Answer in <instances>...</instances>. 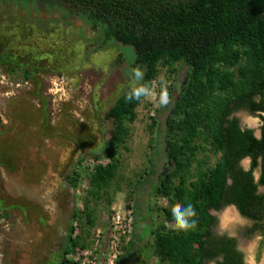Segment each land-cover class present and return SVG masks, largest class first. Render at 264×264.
I'll use <instances>...</instances> for the list:
<instances>
[{"label": "trees", "instance_id": "obj_1", "mask_svg": "<svg viewBox=\"0 0 264 264\" xmlns=\"http://www.w3.org/2000/svg\"><path fill=\"white\" fill-rule=\"evenodd\" d=\"M4 4L28 15L31 4H40L48 12L58 8L79 16L97 32L96 50L116 42L133 49L131 67L144 70L140 83L150 88L160 69L165 71L173 100L164 116L163 147L170 167L158 173L154 165L146 177L136 180L131 193L138 199L141 189L147 188L167 203L151 205L146 200L147 210L161 217L144 232L152 238L146 242L151 252L147 258L137 254L143 246L134 232L124 253L129 260L121 264H208L220 256L216 264H243L234 238L213 232L215 217L209 210L234 204L246 216L264 218V197L255 193L258 185H264V0H0V7ZM0 61L19 63L7 55ZM136 83L128 85L105 111L111 130L103 147L91 153L92 168L80 166L82 157L65 177L73 208L57 264H78L72 257L91 243L90 230L96 224L95 207L89 203L103 199L110 204L113 196H107L108 187L120 190L119 156L128 149L130 124L143 98L126 99ZM237 111L260 118L259 137L252 128L240 126ZM151 119L150 130L158 123L157 117ZM244 157L251 159L247 170L239 166ZM83 183L88 198L77 194ZM187 203L197 210L198 227L178 232L169 226L172 212L177 204ZM140 204L130 206L133 225Z\"/></svg>", "mask_w": 264, "mask_h": 264}, {"label": "rangeland", "instance_id": "obj_2", "mask_svg": "<svg viewBox=\"0 0 264 264\" xmlns=\"http://www.w3.org/2000/svg\"><path fill=\"white\" fill-rule=\"evenodd\" d=\"M1 6L0 57L7 55L19 63L0 61V264H57L73 208L65 177L82 157L80 166L92 168L91 153L109 138L111 123L104 113L134 82L129 75L133 49L116 42L96 50L97 32L65 10L48 12L31 4L28 15L12 5ZM162 74L164 69L130 124L128 149L122 150L116 172L120 190L108 187L107 196H113L110 204L103 199L89 203L95 207L96 224L86 249L94 250L104 244L117 213L125 224L128 208L141 202L136 225L131 222V231L119 234L120 264L129 260L124 253L134 232L143 246L137 254L147 258L151 252L146 242L152 238L144 232L161 217L147 210L146 200L166 205V199L153 197L147 188L141 189L138 199L131 193L136 180L146 177L154 165L158 173L165 169L167 108L158 101ZM236 115L252 120L242 111ZM153 117L158 123L150 130ZM243 124L253 126L249 121ZM77 194L88 198L85 183ZM79 208H83L80 201ZM77 233L78 229L73 236Z\"/></svg>", "mask_w": 264, "mask_h": 264}, {"label": "flooded vegetation", "instance_id": "obj_3", "mask_svg": "<svg viewBox=\"0 0 264 264\" xmlns=\"http://www.w3.org/2000/svg\"><path fill=\"white\" fill-rule=\"evenodd\" d=\"M238 112L241 111L235 112L234 115ZM253 117L257 119L255 122ZM251 119L252 120L247 121L251 124L253 123L252 127L243 124L247 122L245 118H239L240 126L242 128L245 126L252 128L254 135L259 137L262 122L257 116H252ZM212 160H214L213 156L210 157V161ZM250 163L251 159L249 157H244L240 159L239 166L247 170L250 167ZM169 167L170 165L165 162V169H162L161 173L167 171ZM253 176L254 180L257 181L259 177L258 167L254 169ZM255 193L257 195H263L264 197V185H258ZM209 212L215 217V222L212 226L213 232L219 237L226 236L234 238L235 248L241 253L243 264H264V218L254 219L246 216L244 213H241L234 204L223 205L219 209H210ZM217 260H222V257L220 256L216 260L210 261L208 264L211 262L212 264H216Z\"/></svg>", "mask_w": 264, "mask_h": 264}, {"label": "clouds", "instance_id": "obj_4", "mask_svg": "<svg viewBox=\"0 0 264 264\" xmlns=\"http://www.w3.org/2000/svg\"><path fill=\"white\" fill-rule=\"evenodd\" d=\"M129 75L137 83L128 90L126 94L127 101H140L142 97L149 96L151 88L148 85L140 83L144 80V70L140 67H135L130 70ZM158 85L160 88L158 96L159 105L169 107L172 105L173 100L168 92L169 83L166 75L162 74L159 77ZM172 222L174 229L178 232L187 233L196 230L198 227V213L196 208L191 203L177 204L172 212Z\"/></svg>", "mask_w": 264, "mask_h": 264}, {"label": "built area", "instance_id": "obj_5", "mask_svg": "<svg viewBox=\"0 0 264 264\" xmlns=\"http://www.w3.org/2000/svg\"><path fill=\"white\" fill-rule=\"evenodd\" d=\"M127 216V222L123 224L121 216L117 213L113 220L114 225L109 229L110 233H108V237L103 245L94 250L86 249L82 252L81 256L77 255L72 258L78 261V264H118V259L121 255L119 234L131 231L132 211L130 208L127 210ZM98 235L96 236L98 237Z\"/></svg>", "mask_w": 264, "mask_h": 264}, {"label": "bare ground", "instance_id": "obj_6", "mask_svg": "<svg viewBox=\"0 0 264 264\" xmlns=\"http://www.w3.org/2000/svg\"><path fill=\"white\" fill-rule=\"evenodd\" d=\"M230 214V213H229Z\"/></svg>", "mask_w": 264, "mask_h": 264}]
</instances>
